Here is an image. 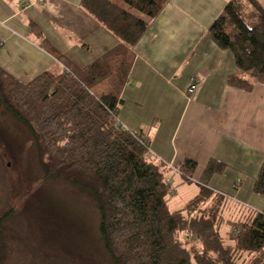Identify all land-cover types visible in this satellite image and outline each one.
<instances>
[{
    "label": "trees",
    "instance_id": "obj_1",
    "mask_svg": "<svg viewBox=\"0 0 264 264\" xmlns=\"http://www.w3.org/2000/svg\"><path fill=\"white\" fill-rule=\"evenodd\" d=\"M168 1L81 0L120 40L117 46L77 67L43 41L62 68L28 81L0 68V107L29 130L44 178L67 179L92 197L98 233L112 264H237L240 257L246 258L244 264H262L264 213L239 206L230 214L228 195L208 186L226 164L209 159L196 180L197 197L171 209L170 167L149 157L148 140L117 119L116 99L128 80L131 49ZM208 32L219 47L232 52L237 71L249 77L264 74L260 0H227ZM228 82L244 91L253 89L252 81L237 74ZM196 166L185 158L176 169L192 182ZM252 191L264 196V160ZM7 216H0V264ZM222 224H229L227 242L219 231Z\"/></svg>",
    "mask_w": 264,
    "mask_h": 264
},
{
    "label": "crops",
    "instance_id": "obj_2",
    "mask_svg": "<svg viewBox=\"0 0 264 264\" xmlns=\"http://www.w3.org/2000/svg\"><path fill=\"white\" fill-rule=\"evenodd\" d=\"M226 1L169 0L133 45L116 105L118 121L145 137L150 157L170 167L166 179L173 189L191 185L176 169L185 158L196 162L197 180L209 159L225 163L208 186L228 195L233 214L240 201L246 207L261 201L252 184L264 160V74L237 71L232 52L210 36L208 27ZM43 41L82 67L120 40L81 0H0V68L22 81L60 70ZM235 74L252 81L253 89L231 85L228 78ZM191 78L197 85L189 93ZM192 182L193 199L199 186Z\"/></svg>",
    "mask_w": 264,
    "mask_h": 264
},
{
    "label": "rangeland",
    "instance_id": "obj_3",
    "mask_svg": "<svg viewBox=\"0 0 264 264\" xmlns=\"http://www.w3.org/2000/svg\"><path fill=\"white\" fill-rule=\"evenodd\" d=\"M196 188L191 182L173 189L170 208L190 202ZM253 194L261 201L257 206L248 203L249 208L264 213V196ZM5 213L1 264H112L98 233L92 197L67 179L44 178L29 130L0 107V216ZM219 231L227 242L229 224L220 225Z\"/></svg>",
    "mask_w": 264,
    "mask_h": 264
},
{
    "label": "built area",
    "instance_id": "obj_4",
    "mask_svg": "<svg viewBox=\"0 0 264 264\" xmlns=\"http://www.w3.org/2000/svg\"><path fill=\"white\" fill-rule=\"evenodd\" d=\"M196 85H197V83H196V81L194 80V78H191L190 83H189L188 88H187V91H188L189 93H192V92L195 90ZM133 131H135V130H133ZM149 157H150V155H149ZM237 183H238V181H237ZM215 191L220 192V191H218V190H215Z\"/></svg>",
    "mask_w": 264,
    "mask_h": 264
}]
</instances>
